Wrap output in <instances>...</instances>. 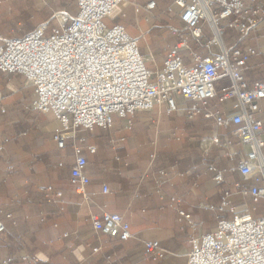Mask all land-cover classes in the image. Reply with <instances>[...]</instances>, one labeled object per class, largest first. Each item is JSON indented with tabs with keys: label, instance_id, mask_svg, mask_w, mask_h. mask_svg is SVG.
<instances>
[{
	"label": "built area",
	"instance_id": "built-area-1",
	"mask_svg": "<svg viewBox=\"0 0 264 264\" xmlns=\"http://www.w3.org/2000/svg\"><path fill=\"white\" fill-rule=\"evenodd\" d=\"M124 4L125 0H77L74 16L54 12L52 19L31 32L0 44V74L19 75L31 86L32 108L58 123L52 134L58 149L65 150L71 141L70 183L77 194L89 199L87 153H96L95 147L85 145L81 131L109 130L116 119L126 120L155 108H163L168 116L179 114L182 98L190 104L183 110L189 120L203 118L232 135L233 141L228 137L213 140L217 146L233 148L227 154V167L208 166L215 184L222 186L229 182L228 176L238 175L242 181L234 184L236 195L264 206V80L251 81L247 76L254 58H260L264 66V52L257 46L241 47L252 34L259 39L264 0H173L166 15L170 19L178 15L181 28L172 30L177 43L168 49L157 71L148 66L140 39L117 20L125 18ZM146 9L152 13L157 2H149ZM227 30L236 35L230 46ZM178 170L176 162L152 174L161 198L174 177L189 174ZM14 171L8 166V175ZM247 182L253 185L248 187ZM40 191L62 198L53 186ZM102 193L109 195L111 190L103 186ZM234 195L225 190L220 204L208 208L218 215L229 211L232 218L218 217L212 232L190 238L188 264H264V216L238 211ZM180 204L176 196L168 199V207L193 227L191 215ZM90 220L96 232L121 242L133 238L131 225L119 214L102 212ZM5 232L0 219V235ZM144 252L154 262L168 255L156 241L146 242ZM18 262L40 264L30 255L3 257L0 249V264Z\"/></svg>",
	"mask_w": 264,
	"mask_h": 264
},
{
	"label": "crops",
	"instance_id": "crops-1",
	"mask_svg": "<svg viewBox=\"0 0 264 264\" xmlns=\"http://www.w3.org/2000/svg\"><path fill=\"white\" fill-rule=\"evenodd\" d=\"M43 1L52 5L48 20L54 12L72 16L77 13V0ZM141 1L125 0L121 9L125 19L131 20L133 33L125 20L120 17L117 20L134 37L143 36L146 45L142 47V54L148 66L157 71L162 68L168 49L177 43L165 47L162 41L168 30H174L172 25L180 26V23L178 15L170 19L166 11L159 17L151 13V20L144 23L140 17L146 13L142 5L152 0ZM22 25L23 0H0V44L21 37ZM258 35L257 41L252 34L241 47L257 46L264 52V24ZM232 36L236 35L230 31L225 34L228 46L232 45ZM247 76L251 81L264 80L260 58L250 62ZM22 78L0 74V147H3L0 219L6 225V232L0 235L3 257L30 255L40 264H188L192 250L190 238L212 232L218 217L232 218L229 211L218 215L208 209L220 204L225 190L235 194L232 201L238 211L246 209L253 217L264 216L262 203L253 204L249 198L236 195L234 184L242 181L240 176H228L229 182L222 186L215 184L214 175L207 168L210 165L227 167V154L233 148L217 146L213 140L230 137L211 121L199 117L189 120L183 112L187 103L182 98L181 112L164 126L162 117L166 113L163 108H155L126 120L116 119L109 130L80 132L86 139L85 145L96 148L95 154L87 153L90 184L89 199L85 200L70 183L74 163L71 141L65 150L58 149L52 139L58 123L52 116L32 108L33 91ZM24 88L31 91L30 97L22 94ZM176 162L179 174H189L174 177L172 186L164 188L165 195L161 198L156 193L152 174ZM10 165L15 171L8 175ZM252 185V182L246 183L248 187ZM48 186H53L62 198L41 193L40 189ZM103 186H108L111 194L104 195ZM171 196L181 199L180 208L191 215L193 227L168 207ZM102 212L123 216L131 225L133 238L121 242L96 232L90 217ZM8 215H12L11 220L7 219ZM153 241L168 252L157 262L144 252V244Z\"/></svg>",
	"mask_w": 264,
	"mask_h": 264
},
{
	"label": "rangeland",
	"instance_id": "rangeland-1",
	"mask_svg": "<svg viewBox=\"0 0 264 264\" xmlns=\"http://www.w3.org/2000/svg\"><path fill=\"white\" fill-rule=\"evenodd\" d=\"M147 1H149V0H142L141 2H147ZM152 1L157 2V9L155 11H153L152 14H154V15H156V16L159 17L163 11H166L168 9V7L172 4V1L173 0H152ZM21 3H22V1H21ZM142 6H143V9L145 10L146 13L144 15H143V13H141L140 14V17H142L141 20L145 23V22H148L149 20H151L152 14L146 9V6H147L146 4L145 5H142ZM50 8H52V5L49 4V3H45L43 0H35V1H26V0H23V25H22V31L23 32H22V34L20 36H22L25 33L31 31L32 29L28 30L29 27L36 28L37 26H39L43 22L47 21L48 20V17H49L48 14L51 13ZM72 8H74V7H72ZM121 19L122 20H125V23H127L129 25V27H130V33H133L134 30L132 29L133 28V24H132L131 20L129 18L125 19V18H122V17H121ZM170 21H172V20H170ZM121 22H124V21H121ZM54 23L55 22L53 21L52 24L55 25ZM169 25H172V23L169 22ZM172 27L174 28V30L181 28V26H178V25L177 26H173L172 25ZM172 30H168V35L166 36V38L164 39V41H162L163 44L165 45V47L167 45H169L170 43L177 42V37H176V35L173 34V31ZM228 31L229 30H227L225 33H227ZM128 33H129V31H128ZM131 36L134 37L133 35H131ZM134 38H137V37H134ZM138 38L141 39V41H140V47H141V50L143 51L142 47L144 45H146V40L143 39V36L138 37ZM227 42H229L228 41V38H227ZM32 91H33V89H32ZM22 94H24L26 96L29 95V97H30L31 91L29 89H27V88L26 89L24 88L23 91H22ZM178 102L180 104V107H183L184 104H183L182 101H180V99H179ZM187 105H190V104H187ZM175 115L176 114H173L171 116H168V115L165 114L162 117L163 126L167 122H169V120H171L172 118H174ZM155 118H157V115L155 116ZM157 125H158V123H157ZM222 131L225 132L226 130H222ZM225 134H227V136H229L231 140L233 139L232 138V135H231V133H229V131H226ZM69 148L70 147H68V149ZM70 149L68 150V152H70Z\"/></svg>",
	"mask_w": 264,
	"mask_h": 264
}]
</instances>
